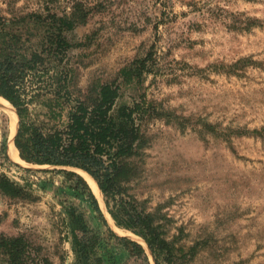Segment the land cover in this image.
<instances>
[{
	"label": "rangeland",
	"instance_id": "rangeland-1",
	"mask_svg": "<svg viewBox=\"0 0 264 264\" xmlns=\"http://www.w3.org/2000/svg\"><path fill=\"white\" fill-rule=\"evenodd\" d=\"M76 5L87 17L69 32L81 42L70 50L78 85L117 80L119 103L144 94L156 108L134 192L167 216L179 244L203 243L186 264H264V0H0V12L60 14ZM149 52L141 82L134 69L123 79L121 70ZM5 100L0 173L25 194L0 192V235L23 234L31 264H74L63 206L74 204L91 226L105 227L87 195L52 170L61 166L18 156L15 132L10 138L15 111ZM101 195L110 227L138 241L113 222ZM109 254L116 264H131L122 246Z\"/></svg>",
	"mask_w": 264,
	"mask_h": 264
},
{
	"label": "trees",
	"instance_id": "trees-1",
	"mask_svg": "<svg viewBox=\"0 0 264 264\" xmlns=\"http://www.w3.org/2000/svg\"><path fill=\"white\" fill-rule=\"evenodd\" d=\"M86 21L78 5L60 14L48 8L0 12V96L18 115L13 140L18 156L28 163L61 166L52 170L86 194L101 219L103 231L91 226L76 205L63 206L74 264H116L109 254L114 246L126 249L131 264L152 263L143 244L110 227L84 177L64 167L80 168L95 179L113 222L146 242L154 264H186L204 248L203 243L195 239L187 247L179 244V236L166 228L167 216L146 207L134 192L145 171L150 139L146 124L155 112L154 104L144 94L119 103L122 90L117 80L89 87L76 82L70 50L81 42L69 32ZM150 58L151 52L124 67L123 79L134 69L140 83ZM24 189L0 173L1 193L23 196ZM31 252L23 234L0 235V264H31ZM41 260L40 264H53Z\"/></svg>",
	"mask_w": 264,
	"mask_h": 264
},
{
	"label": "bare ground",
	"instance_id": "bare-ground-1",
	"mask_svg": "<svg viewBox=\"0 0 264 264\" xmlns=\"http://www.w3.org/2000/svg\"><path fill=\"white\" fill-rule=\"evenodd\" d=\"M0 99H3L5 100L3 97H0ZM6 101V100H5ZM9 103V102H8ZM10 104V103H9ZM11 105V104H10ZM12 106V105H11ZM13 107V106H12ZM13 111H15V108L13 107ZM17 113L16 111L14 113H11V124H10V138H12V133H14L16 131V127H17V122H18V118H17ZM13 154V153H11ZM16 159H19V158H16ZM20 160V159H19ZM79 173L84 177V179L87 181L88 185L90 186V189L92 190V192L94 193L95 197L97 198V200L99 201V204L100 206L104 205L103 204V200H102V195H101V191L97 185V182L95 181V179L90 175L88 174L86 171L84 170H78ZM107 219L109 220V222H112L111 218L109 215H107ZM120 230V229H119ZM118 232V231H117ZM137 236V235H136ZM139 237V236H138ZM138 242H140L141 244L143 245H146L145 241L139 237L138 238ZM147 248V246H146Z\"/></svg>",
	"mask_w": 264,
	"mask_h": 264
},
{
	"label": "water",
	"instance_id": "water-1",
	"mask_svg": "<svg viewBox=\"0 0 264 264\" xmlns=\"http://www.w3.org/2000/svg\"><path fill=\"white\" fill-rule=\"evenodd\" d=\"M16 111V110H15ZM17 113V112H16ZM18 116V115H17ZM17 127H18V123H17ZM16 131H17V129H16ZM16 131H15V133H14V136H15V134H16ZM14 140V139H13ZM78 169V168H77ZM80 169V168H79ZM88 173V172H87ZM89 174V173H88ZM100 189V188H99ZM101 191V190H100ZM146 243V242H145ZM147 245V244H146ZM147 248H148V246H147ZM148 250H149V248H148ZM150 251V250H149ZM151 253V252H150ZM152 255V254H151ZM151 259H152V261H151V263L152 264H154V260H153V257L151 256Z\"/></svg>",
	"mask_w": 264,
	"mask_h": 264
}]
</instances>
